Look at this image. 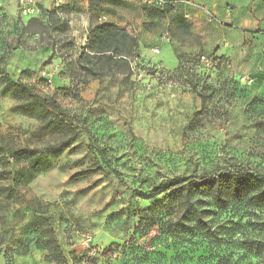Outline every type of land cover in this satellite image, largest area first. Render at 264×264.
<instances>
[{
  "label": "rangeland",
  "instance_id": "obj_1",
  "mask_svg": "<svg viewBox=\"0 0 264 264\" xmlns=\"http://www.w3.org/2000/svg\"><path fill=\"white\" fill-rule=\"evenodd\" d=\"M66 1L64 19L53 15L47 20H26L27 17L23 20L18 14L16 0H4L0 7V49L11 53L23 46L18 62L12 60L10 54L0 55V65L13 79L31 85L42 97L63 104V108L76 117L80 130L78 138L69 147L42 155L40 162L45 167L32 172L31 176H28L29 166H16L17 173H23L22 181L9 195L0 197V258L11 257L12 264H132L130 259L136 251L150 256V249L155 247L166 254V264H234L236 260L246 264L249 257L233 245L227 233H222L226 228L223 226L229 225L226 221L228 215L213 208L207 218H211V230L218 232L214 237L203 240L180 235L166 240L157 226L139 234L134 230L139 217L150 215V208L155 207L163 195L144 200L132 196L131 189L150 191L153 185L161 182L159 177L163 172L158 165L175 173L169 178L231 166L264 174V30L250 26L247 19L237 20L239 0H231L227 5L232 22L223 20L217 23L216 16L202 11L203 23L200 22L199 26L186 18L177 6L159 17L153 10L144 8L140 0H112L131 15V19L125 21L124 30L136 37L144 34L153 38L152 43L138 44L140 51L136 62L142 68L140 72L145 83H159L157 74L171 80L166 73L177 69L178 57L167 41L158 42V32L161 35L167 32L172 39L222 40L210 50L201 47L197 53V56L203 53L213 55L212 66L200 64L197 58L188 63H194L192 75L201 80V84L193 85V88L203 91L205 97L202 99H215L223 93L220 99L224 104L221 106L227 105L234 111L225 108L223 112L209 113L202 106L186 116L188 127L177 141L169 140L165 144L162 138H152L145 142L143 136L129 135L128 121L122 116L111 118L103 110L94 111L92 108L82 115L74 111L71 103L73 91L82 92L84 99L92 98L94 93L91 87L77 90L74 85L69 86L63 80V74L72 71L70 64L64 69L57 64V59L68 52L66 45L74 43L71 39L62 42L58 37L72 30L68 17L80 11L82 4V0ZM225 26L247 35L240 37L238 42L236 37L229 35L224 37L225 41L218 39L221 37L218 28L225 29ZM37 33L40 39L35 45L29 44ZM226 41L227 46H224ZM155 48H159V53L154 52ZM234 59L239 71L222 80L217 79L221 69ZM37 64L39 69L35 67ZM189 71L181 72L185 82H190L187 80ZM241 72L246 74V79ZM50 82L55 91L49 87ZM152 95L149 92L146 97L147 112L163 117V105L168 101L159 99L153 102ZM185 99L190 100V97ZM21 100L10 88H4L0 76V135L16 146H43L55 142L58 134L44 126V110L40 106H22ZM88 144L102 147L103 154L90 150ZM145 151L155 153V156L150 158L144 155ZM133 158L143 167L137 169L132 164ZM97 162L103 169L90 170L96 169ZM112 169L121 174L123 183L118 182ZM85 205L99 206V210L87 211ZM39 215L50 217L65 263L51 260L48 251L36 248L30 240L34 235L35 217ZM249 218L263 222L264 210H255ZM183 259L184 263L181 262ZM249 264L261 263L251 259Z\"/></svg>",
  "mask_w": 264,
  "mask_h": 264
},
{
  "label": "trees",
  "instance_id": "obj_2",
  "mask_svg": "<svg viewBox=\"0 0 264 264\" xmlns=\"http://www.w3.org/2000/svg\"><path fill=\"white\" fill-rule=\"evenodd\" d=\"M67 5L68 2H64L57 7L45 10L40 17H32L28 20L59 16L58 10L65 14ZM143 5L148 11L156 12L159 17L165 16V12L176 6L172 2H168L162 8ZM89 39L93 41L94 50L120 49L121 52H126L128 45L135 42L137 37L124 29L103 28L92 31ZM208 55L213 58V55ZM136 57H139L138 52ZM0 76L4 88H10L22 99L20 103L22 106H40L45 112L44 126H48L58 134L55 142L32 147L11 145L0 135V182L6 183L5 185L0 184L1 197L9 195V192L14 191V188L22 181L23 173H17L16 166L21 164L29 166L28 176H31L32 172L45 167L40 162L42 155L69 147L78 138L80 130L76 117L55 99L42 97L31 85L20 79H13L1 65ZM88 148L103 154L102 147L88 144ZM96 164V169L90 170L103 169L99 162ZM111 172L118 182H124L116 169H112ZM131 195L144 200L155 199L163 195L157 201V205L150 208V215L139 217L134 228L139 234L157 226L158 231L164 235L162 237L166 240L180 235L196 236V238L205 240L218 234L215 230H211L209 224L211 218H207L215 209L228 215L226 221L229 225H220L219 228L226 227L222 229V233H227L233 245L249 257L246 264H249L251 259H255L256 263L264 264V221L255 222L249 218L255 210H264V174L241 167H223L200 174L175 176L166 182H158L150 191L131 189ZM50 221L49 216L35 217L34 235L30 240L36 248L48 251L51 260L65 263L66 258L60 250ZM166 261V254L160 253L155 247L150 249V256L145 252L136 251L130 259L132 264H166ZM181 262L184 263L185 259ZM234 264H241L240 260H236Z\"/></svg>",
  "mask_w": 264,
  "mask_h": 264
},
{
  "label": "clouds",
  "instance_id": "obj_3",
  "mask_svg": "<svg viewBox=\"0 0 264 264\" xmlns=\"http://www.w3.org/2000/svg\"><path fill=\"white\" fill-rule=\"evenodd\" d=\"M61 2L63 0H55L56 4ZM140 2L151 3L152 0H140ZM174 2L183 3L189 8L196 9L200 7L202 0H174ZM53 6L54 4L51 2L45 4L46 8ZM241 13H243V17H241ZM236 17L237 20L247 19L250 26L264 30V0H239ZM43 18L47 19L46 16ZM60 18L64 19L65 17L61 16ZM68 19L72 25V30L58 38L62 42L71 39L74 40V43L66 45L68 52L65 56L57 59V64L60 69H64L66 64H70L72 71H65L63 74V80H66L69 86L74 85L77 90L91 87L94 93L92 98L84 99L82 92L73 91L71 103L75 112L82 115L86 110L92 108L94 111L103 110L111 118L116 115L122 116L128 121L130 136L136 138L143 136L145 142L152 138H162L167 144L169 140H178L182 131L188 127L186 116L191 114L194 109L198 111L204 106L211 113L212 111L223 112L225 108H228L227 105L221 106L224 104V101L220 99L223 93L217 95L215 99H202L205 97L203 91L198 92L196 88H193V85L201 84V80L192 75L194 63H188V61H195L201 47L210 50L215 43H222V40L193 41L190 37L172 39L167 32H163L162 35L158 32L156 34L158 42L162 44L163 41H167L168 47L173 49L176 57H178L177 69L166 73L167 76L172 77L171 80H165L160 74H157L156 79L160 81L159 83L153 84L151 81L145 83L139 75L140 67L137 66L136 53L140 51L138 44L153 42L151 36L139 35L135 42L128 45L126 52H121L120 49L114 51L94 50L93 41L89 39V34L97 29L112 28L119 30L125 28V21L131 19V15L122 5H115L112 0H82L81 10L73 12ZM230 35L236 37L238 42L240 37L247 34L237 31ZM39 39L40 34L37 33L28 43L35 45ZM16 49H19V52ZM16 49L11 53L5 49H0V55L10 54L12 60L18 62L19 56L23 52V46L21 45ZM116 53L120 54L117 55ZM235 64V59L231 64H226V67L221 69V75L217 79L222 80L239 71L235 68ZM35 67L39 69L40 65L37 64ZM183 70H190L187 78L190 82H185L186 79L181 75ZM40 74L43 75L44 73L41 72ZM241 75L245 79L247 78L245 73L241 72ZM49 87L55 91V86L51 82ZM149 92L153 94L151 97L153 102L159 99L168 101L163 105L165 113L163 117H156L147 112L148 101L146 97H148ZM186 96L190 97V100H186ZM231 103L235 104L236 102L232 101ZM228 110L234 111L232 108H228ZM235 111L238 112L237 109ZM208 118L211 119V115ZM240 120L243 122V117H240ZM141 121L143 124L140 123ZM159 151L160 149L157 148V152ZM144 155L151 158L155 156V153L145 151ZM132 164L137 169L143 167L142 164L135 163V158H133ZM158 167L163 172V175L159 177L160 181L166 182L169 180L170 174H175L174 172L169 173L163 165H158ZM155 179L157 178L155 177ZM86 199L87 197H85ZM77 207L80 205L78 204ZM85 208L87 211L99 210V206L85 205ZM12 262L11 257L0 258V264H12Z\"/></svg>",
  "mask_w": 264,
  "mask_h": 264
},
{
  "label": "crops",
  "instance_id": "obj_4",
  "mask_svg": "<svg viewBox=\"0 0 264 264\" xmlns=\"http://www.w3.org/2000/svg\"><path fill=\"white\" fill-rule=\"evenodd\" d=\"M3 1L4 0H0V7H1ZM230 1L231 0H202L200 7L196 8V9L189 8L183 3L174 2V4L178 7L179 11L184 14L185 17L190 18L194 22V24L198 25L200 22H201V24L203 23V20H202V18H203L202 13L203 12L201 11V9L203 11L210 12L211 14H213V16H216L217 18L214 17V19H216L217 23L223 22V20L227 21V22H230V21L232 22L233 18H232L231 13L229 12V8L227 7V5L230 4ZM235 1H237V0H235ZM46 2L48 3V0H46ZM65 2H68V1L65 0ZM239 26H242L241 23L239 24ZM200 28H203V27H200ZM218 31L221 35V37L218 39H223V41H225L224 37L227 35L231 36L230 34L234 33L235 29L229 28V26H227L225 29L224 28H221V29L218 28ZM227 43L228 42L226 41L224 43V46H227ZM217 52L222 53L223 51L217 50Z\"/></svg>",
  "mask_w": 264,
  "mask_h": 264
},
{
  "label": "built area",
  "instance_id": "obj_5",
  "mask_svg": "<svg viewBox=\"0 0 264 264\" xmlns=\"http://www.w3.org/2000/svg\"><path fill=\"white\" fill-rule=\"evenodd\" d=\"M16 1H17L18 14L20 15V18H22L23 20H25V17H27L28 19H30L32 17H40L41 15H43L45 10L50 9V8L45 7V4L47 3L46 0H16ZM49 2L54 4L53 7H57L61 4H63L65 2V0H63V2H61L59 4H56L55 0H48V3ZM168 2L174 3V0H152L151 3L145 2L143 4L148 5V6H152V7L162 8ZM28 12H31L33 14H30ZM58 15L63 16L64 12L61 10H58ZM28 19H26V20H28ZM210 19H211V17H210ZM154 52L159 53V48H155ZM198 59H199V63L206 66V67H210L214 64L213 58L210 55L205 54V53L199 55ZM139 74L141 75L142 73L139 72Z\"/></svg>",
  "mask_w": 264,
  "mask_h": 264
}]
</instances>
